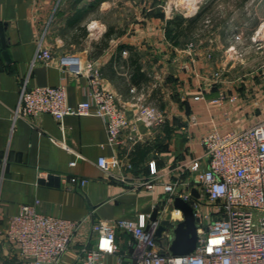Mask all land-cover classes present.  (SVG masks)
<instances>
[{
	"label": "crops",
	"instance_id": "obj_1",
	"mask_svg": "<svg viewBox=\"0 0 264 264\" xmlns=\"http://www.w3.org/2000/svg\"><path fill=\"white\" fill-rule=\"evenodd\" d=\"M162 1L0 0V264H27L19 259L18 247L4 237L9 218L16 216L21 206H31L38 214L64 220H86L57 263L82 264L79 250L89 240L92 224L136 221L141 215L151 216L154 209L160 220L168 205L162 181L152 190L144 185L152 178V163L158 177L170 169L176 172L179 165L202 157L204 150L199 141L213 124H220L221 131H227L245 117L251 122L264 117V83H258L254 105L258 109L241 99L242 105L227 106V113L235 121L225 123L224 111L210 102L224 90L228 94L242 92L246 99L247 93L243 88L238 91L211 80L216 65L212 51L198 50L192 60L168 43L164 26L172 13L168 12L169 7H162ZM108 10H116L119 18L106 27L95 19L99 38L88 53L57 52L50 44L53 38L60 43L66 41L68 32L82 27L93 13L99 16ZM53 26H58L59 31ZM108 28L114 31L108 40L112 44L102 48L99 45L106 39ZM39 42L51 51L48 65L35 60ZM123 45L132 47L137 55L141 72L148 78L143 85L157 80L159 89L153 96L165 115L164 124L148 128L134 122L132 90L144 86L132 83V70L126 62L130 54L119 50ZM67 56H90L95 60L101 84L120 97L127 118L133 122L132 134L137 141L129 143L130 127L120 137L124 145H110L106 122L98 116H65L62 124L49 114L15 118L24 86H64L69 106L86 100V77L75 75L60 64L61 58ZM192 117L197 125L190 123ZM137 144H145L148 152L134 167L130 162ZM101 158L109 162L111 174L99 168ZM113 158L118 160L117 166L111 165ZM115 175L124 177L126 182L118 181ZM116 244L118 253L105 256L104 264H117V259L121 264H136L133 238L117 232Z\"/></svg>",
	"mask_w": 264,
	"mask_h": 264
},
{
	"label": "built area",
	"instance_id": "obj_2",
	"mask_svg": "<svg viewBox=\"0 0 264 264\" xmlns=\"http://www.w3.org/2000/svg\"><path fill=\"white\" fill-rule=\"evenodd\" d=\"M185 47L188 54L195 51L191 43ZM35 60L43 65L52 60L51 51L44 49L41 42ZM60 64L73 74L86 77L89 85L86 100L69 106L64 86L30 89L24 86L15 118L49 114L62 124L65 116H98L106 122L110 145H124L120 137L130 127L128 141L130 144L137 141L125 106L116 93L101 84L97 65L75 56L62 57ZM132 92L137 94L135 89ZM238 102V94L222 91L210 103L224 111L225 123H229L226 108ZM165 120V115L153 107L139 106L134 113V122H141L148 128L162 125ZM190 123L197 125L196 118L192 117ZM199 144L204 150L202 157L179 165L177 173L170 169L159 177L152 163V178L144 183L152 190L162 181L167 204L180 198L191 205L197 228L195 250L189 255L172 256L167 250L172 240L171 232H163L158 238L159 220L152 221L150 216L141 215L136 221L92 224L89 240L79 250L82 264H104L105 256L117 254V232L133 238L136 264H264V117L246 127L227 131H221L220 124H213ZM110 163L117 166L118 160L113 158ZM97 164L104 172H111L104 158ZM126 167L130 169L131 165ZM115 177L126 182L122 176ZM191 190H196L199 197L194 198ZM181 219V212L174 209L170 228ZM85 223L86 220L71 221L38 214L34 207L23 205L16 216L9 218L4 237L18 247L22 262L57 264ZM117 264H121L120 259Z\"/></svg>",
	"mask_w": 264,
	"mask_h": 264
},
{
	"label": "rangeland",
	"instance_id": "obj_3",
	"mask_svg": "<svg viewBox=\"0 0 264 264\" xmlns=\"http://www.w3.org/2000/svg\"><path fill=\"white\" fill-rule=\"evenodd\" d=\"M162 2V7L165 9L169 7L167 10L172 13L169 19L176 15L189 18L201 14L197 29L190 38L186 39L182 47H177V51L192 60L195 59V53L198 50L204 53L212 51L215 54L213 61L216 65L211 80L219 84L225 83L230 88H238V91L243 88L248 98L242 97V92H237L239 105H242L240 104L242 99L248 104L251 102L253 108L257 110L258 106L254 107V105H257L255 98L258 94V83H264V0H163ZM118 18L116 10H108L99 16L93 13L82 27L68 32L66 41L63 40L60 43L53 38L50 44L57 52L66 50L68 53L75 52V54L84 55L88 53V50H92L93 44L99 38V28L93 24L95 19L106 27ZM52 28L59 31L58 26ZM53 34L51 33V36ZM73 39L75 40L69 44ZM190 43L195 46V51L188 54L185 46ZM110 44L112 41H108V46ZM87 56L80 57L81 59L84 57L87 63L96 66L95 60ZM204 56L209 63L207 55ZM214 75L219 77L216 79ZM152 82V85H143L144 87L137 89L132 102L135 103L136 108L139 106L153 107L162 112L154 93L159 89L158 82L157 80H152ZM224 91L227 92V90ZM119 100L121 101L120 97ZM228 117L229 122L235 121L234 116L228 114ZM250 123H252L250 119L245 117L242 122H236L235 127L243 128Z\"/></svg>",
	"mask_w": 264,
	"mask_h": 264
},
{
	"label": "water",
	"instance_id": "obj_4",
	"mask_svg": "<svg viewBox=\"0 0 264 264\" xmlns=\"http://www.w3.org/2000/svg\"><path fill=\"white\" fill-rule=\"evenodd\" d=\"M48 178L51 180V177ZM191 195L194 198L199 197L196 190H191ZM174 209L181 212L182 219L171 229L170 220ZM157 212L158 210L154 209L150 220L154 221L157 219ZM195 222L196 219L191 205L180 198H175L172 203L167 205L165 212L160 218L156 236L160 238L163 232H171L172 240L168 245V252L176 257L189 255L195 250L197 243V228ZM122 264H126V262Z\"/></svg>",
	"mask_w": 264,
	"mask_h": 264
},
{
	"label": "trees",
	"instance_id": "obj_5",
	"mask_svg": "<svg viewBox=\"0 0 264 264\" xmlns=\"http://www.w3.org/2000/svg\"><path fill=\"white\" fill-rule=\"evenodd\" d=\"M201 19V14H198L194 17L184 18L180 15L174 16L172 19L166 21L164 26V36L165 39L173 46V47H182L186 39L190 38L193 35L195 29H197L198 21ZM114 31L111 28H108L106 35L104 36L106 39L100 43L99 46L102 48H106L109 40L110 34ZM120 51L127 50L130 54L127 63L130 66V70H132V74L130 79L132 83L136 86H140L146 84L148 82V78L144 73L141 72V66L138 62V57L135 53H133L132 47L121 46L119 48ZM148 147L144 145H136V153L134 156V160L131 165L134 167L143 161L144 157L147 155Z\"/></svg>",
	"mask_w": 264,
	"mask_h": 264
},
{
	"label": "snow or ice",
	"instance_id": "obj_6",
	"mask_svg": "<svg viewBox=\"0 0 264 264\" xmlns=\"http://www.w3.org/2000/svg\"><path fill=\"white\" fill-rule=\"evenodd\" d=\"M214 243H218V242H214Z\"/></svg>",
	"mask_w": 264,
	"mask_h": 264
}]
</instances>
